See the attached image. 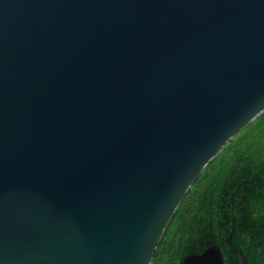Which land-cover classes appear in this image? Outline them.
I'll return each instance as SVG.
<instances>
[{
    "label": "water",
    "instance_id": "95a60500",
    "mask_svg": "<svg viewBox=\"0 0 264 264\" xmlns=\"http://www.w3.org/2000/svg\"><path fill=\"white\" fill-rule=\"evenodd\" d=\"M263 111L264 0H0V264H149Z\"/></svg>",
    "mask_w": 264,
    "mask_h": 264
},
{
    "label": "trees",
    "instance_id": "16d2710c",
    "mask_svg": "<svg viewBox=\"0 0 264 264\" xmlns=\"http://www.w3.org/2000/svg\"><path fill=\"white\" fill-rule=\"evenodd\" d=\"M217 244L225 264H264V111L207 165L181 201L149 264H183Z\"/></svg>",
    "mask_w": 264,
    "mask_h": 264
}]
</instances>
